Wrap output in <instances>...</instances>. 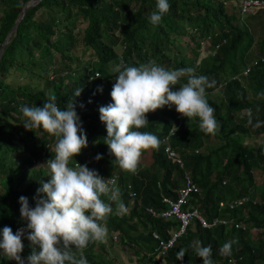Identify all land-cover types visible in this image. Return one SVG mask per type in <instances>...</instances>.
<instances>
[{
  "label": "trees",
  "instance_id": "obj_1",
  "mask_svg": "<svg viewBox=\"0 0 264 264\" xmlns=\"http://www.w3.org/2000/svg\"><path fill=\"white\" fill-rule=\"evenodd\" d=\"M26 1L0 0V44ZM168 2L170 9L158 26L149 22L150 14L157 11L156 0H40L26 8L0 57V231L7 226L15 234L26 227L19 212L21 196L28 199L30 208L35 207L36 199L44 196L43 193L37 196V189L50 177L41 163L54 156L55 140L42 130H26L19 108L25 104L41 107L46 102V93L51 91L61 109L68 100H73L86 133L87 147L73 160L99 175L118 177L117 184L128 211L123 216L110 215L107 229L117 234L119 245L133 252L132 259H126L123 264H144L157 246L158 240L151 233L166 239L167 231L177 229L174 218L152 216L147 209L157 213L166 208L161 197H175L174 190L181 184L183 171L196 186L185 207L196 208L206 220L222 217L229 223L201 228L195 221L191 222L163 256L165 263L203 264L191 247L200 242L202 246H212L214 264H228L229 257L221 256L219 248L233 241L230 257H235L237 264H264V207L258 202L264 198V186L256 200L251 195L254 170L260 171L264 183V145H249L246 139H240L241 135L248 138L251 132L264 133V98H257L258 93L264 92V62L254 65L247 75L236 73L237 52L240 51L238 63L243 66L246 62L238 44L243 36H247L246 44H251L252 34L237 7L233 14L226 13L228 0ZM38 10L41 12L36 17ZM260 10L264 8L256 9L255 14ZM185 38L187 42L179 45ZM201 41L209 47L207 56L202 58L197 52L203 47ZM77 42L82 45L81 55L89 50L92 58L80 61L75 53ZM116 46L121 47L118 54ZM258 46L260 52L254 57L264 54V39ZM187 49L195 59L186 58L183 52ZM121 59L130 66L154 60L170 70L195 66L198 74L208 76L210 81L215 79L217 84L221 80L219 75H225L227 70L237 75L226 77L218 89L217 84L206 89L208 103L215 109L214 116L221 125L215 135L201 132L198 119L184 117L181 127L169 136L168 143L179 154L182 168L165 156L161 142L170 126L168 118L177 113L174 105L161 108L163 115L160 111L146 114L149 124L139 129L155 134L160 141L158 148L142 153L150 154L148 166L141 167L139 162L137 172L129 174L114 162L115 157L104 143L107 132L99 120V108L112 103L111 79L117 75L112 67ZM11 70L20 79L33 76L34 82L9 85L5 78ZM95 72L100 74L99 78L92 77ZM41 80L39 87L37 83ZM185 82L186 78H182L180 83ZM103 86L105 92L100 93L98 88ZM79 88L81 94L74 97ZM178 89L179 85L172 87L173 91ZM212 90L220 96L214 98L217 93H213L211 97ZM247 109H252L254 124L261 122L259 128L247 124ZM3 118L12 124L4 123ZM98 154L102 158L97 161ZM35 162L38 166H34ZM127 190L134 196L129 197ZM240 197L248 199L231 209L227 206L218 209L219 201ZM251 229L258 230L256 238L251 236ZM22 244L20 256L28 264L30 242L22 237ZM104 246L107 243H89L84 250L89 264H114L112 258L100 256ZM182 249L187 252L178 260L177 254ZM9 261L17 264L0 252V264ZM153 262L157 264L156 260Z\"/></svg>",
  "mask_w": 264,
  "mask_h": 264
},
{
  "label": "clouds",
  "instance_id": "obj_2",
  "mask_svg": "<svg viewBox=\"0 0 264 264\" xmlns=\"http://www.w3.org/2000/svg\"><path fill=\"white\" fill-rule=\"evenodd\" d=\"M230 1L238 9L236 1L228 0ZM260 7L264 8V4L253 8L251 15ZM156 8L157 11L149 16V22L153 26L161 23L170 4L168 0H156ZM112 71L117 74L111 79L114 83L110 92L112 103L99 108V120L106 126L104 143L123 172L135 174L142 153L159 147L160 141L155 134L139 130L149 124L146 114L150 112L174 105L176 112L183 118L198 119L199 130L206 135H215L221 128L206 93V89L214 88L217 82L198 74L197 67L170 70L154 60L130 66L121 59L112 67ZM235 76L237 75L232 77ZM92 77L99 78L100 74H93ZM182 78H186L183 84L180 83ZM224 79L217 84V89L225 83ZM176 85H179V89L173 91L172 87ZM81 91V88L77 89L74 97H78ZM46 97V102L41 107L25 104L19 111L26 130H42L55 140L54 156L44 164L50 179L37 189V196L41 193L44 196L39 199L34 197L35 207H29L26 197L19 198L20 218L26 222V227L13 234L12 229L5 226L0 231V252L7 259L17 261V264H24L20 256L24 237L30 242L32 249L27 257L28 264H89L84 250L89 243L103 242L106 239L110 231L107 229L110 215L115 213L123 216L128 208L122 200L118 177L111 176L105 180L95 170L73 160L88 143L73 100H68L61 109L54 92L49 91ZM257 98H264V92L258 93ZM173 118L168 120L170 125ZM247 124L253 128L261 126L259 121L253 123L252 109H247ZM101 158L98 154L95 160ZM72 161L75 163L70 165ZM129 192L131 191L127 190L128 195ZM110 236L114 240L118 237L115 232ZM232 244L233 241L225 242L219 248V254L230 257ZM191 247L203 264H214L211 245L202 246L200 242H196ZM186 252L187 249L180 250L178 260Z\"/></svg>",
  "mask_w": 264,
  "mask_h": 264
},
{
  "label": "built area",
  "instance_id": "obj_3",
  "mask_svg": "<svg viewBox=\"0 0 264 264\" xmlns=\"http://www.w3.org/2000/svg\"><path fill=\"white\" fill-rule=\"evenodd\" d=\"M238 4V9L240 14H247L252 11L253 8L262 6L264 4V0H235ZM264 62V54L254 57L253 59L249 60L247 63H244L241 69V74L246 75L249 73L251 68L254 65ZM95 75L97 73H94ZM183 122V117L177 113L173 120L171 121V125L168 129L167 134L161 139L163 144V152L166 157L172 160L176 165L182 168L183 163L180 157L178 156L177 152L171 147L168 143V138L170 135H173L175 129L181 127ZM196 152V151H195ZM117 177L115 174L110 176L100 175L103 179L107 180L110 177ZM181 184L176 187L174 190L175 197H167L162 196L161 200L164 202L166 208L162 209L159 212H154L151 209H147V211L152 216H159L164 219L174 218L177 223L178 227L174 231H167L168 237L166 239H159V236L152 232L151 235L153 238L157 239V246L154 248L153 253L150 255V259L145 261L144 264H152L153 261L156 260L157 264H166L163 256L166 254L167 250L170 249L177 238H179L185 229L191 224L192 221H195L201 228H211L218 224L226 225L229 223L228 219L222 217H212L210 220L204 219L196 210V208L188 209L185 207L188 197L196 190L195 184L191 181L190 176L186 171H183L181 180ZM130 196L134 194L129 192ZM247 197H240L234 200L229 201H219L218 202V209L223 207L233 208L240 205L243 201L247 200ZM253 202V201H252ZM258 202L264 207V198L258 200ZM235 227L238 224H234ZM149 256V255H147ZM240 257H238L239 259ZM228 264H237L235 257H229L227 259Z\"/></svg>",
  "mask_w": 264,
  "mask_h": 264
},
{
  "label": "rangeland",
  "instance_id": "obj_4",
  "mask_svg": "<svg viewBox=\"0 0 264 264\" xmlns=\"http://www.w3.org/2000/svg\"><path fill=\"white\" fill-rule=\"evenodd\" d=\"M234 4L235 3L233 1H230L227 4H225L226 13H228V14H230V13L233 14L234 13L235 7H236ZM40 12L41 11L38 10L35 13V16L37 17L38 13H40ZM240 16L242 17V20L246 23L247 29L252 34L251 35V37H252L251 44H249V45L246 44L247 36H243L241 42L238 44V46H239L238 48L241 49L242 56H244V62L246 61L245 63H247L248 62L247 60H251L252 57L256 56L260 52L258 45H259L260 41L262 39H264V10H260L254 15H251V13H249V14L240 15ZM182 42H187V39L185 38L184 41H180L179 45H182L183 44ZM202 44H203V41L200 42V45H202ZM114 49H115V52L117 54L121 51V47L120 46H116ZM81 50H82V45L80 44V42H77V49L75 50V53L79 57L80 61H85V60H87L89 58H92L90 56V51L89 50H85L84 56L81 55ZM208 50H209V47H208L207 44H205L203 47H199V50H197V52L198 51L200 52L199 57L202 58V57H205V55L207 56ZM183 53L186 55V58L189 59V60L196 58L195 56H193L192 51L189 50V49L185 50ZM238 54L240 55V51H239V53L237 52V54H236L237 59L235 58L237 60V62L235 63L236 66H237L236 67V73L240 72L241 66H242V63L241 64L238 63ZM71 66H73V64H71ZM13 72H14V70H11L9 72V74L5 78V81L9 85H11L13 87L16 85L17 82H21L22 84H29L30 82H34V77L33 76H26V77L20 79V76L16 77L17 73L16 72L13 73ZM234 73L235 72H231V71L227 70L226 74L225 75L220 74L219 78L221 80H223L226 77L232 76ZM50 74H52V76H53V73H50ZM41 83H42V80L39 81L37 83V85L39 87H41ZM244 84H245L246 87L249 88V84H247L245 82H244ZM93 85L94 84H92V86ZM105 88H106V86L98 88V89H102V91H99V90L98 91L100 93H104L105 92ZM218 91H221V90H218ZM213 93H217V95H215L214 98H217L218 96H220L219 92L213 91V92L210 93L211 97H213ZM248 93L250 94L249 91H248ZM158 111H160V114L163 115V111H162L161 108L157 109L156 111H154V113L157 114ZM2 120H3L4 123H6L8 125L12 124V121L7 119V118H3ZM168 120H170V118H168ZM240 139L242 141L246 139L245 141L248 142L249 145H253L255 143L264 145V133L259 134V135H255L253 132H251L250 136L248 138H245L244 136L241 135ZM212 140L214 142L213 138H212ZM139 162L141 163V167L148 166L151 163L150 154L149 153L142 154L141 157H140V161ZM45 163L46 162H42L41 163V167L46 171L45 173H46V176H47L48 169H47V166L44 165ZM34 166H38V164L35 162ZM259 172L260 171L256 172V170H254L253 171L254 174H252L253 175V181H254V188H253V190L251 192V195H252V198L255 199V200L257 199L259 192L261 191V189L264 186V183L262 181L263 180L262 176L260 175ZM250 232H251V236L256 238L258 230L251 229ZM111 233H114V232L108 231L107 237L103 241L104 244L107 243V246L103 247L104 251H101V255L100 256L101 257H107L109 259L112 258L110 260H112L114 264H123L126 261V259H130V258L132 259V257H131V256H133L132 250H130L127 246L119 245L118 241H117L118 237L115 240L112 239L111 236H110ZM109 238H111V240L108 241ZM99 252H100V249H99ZM148 254L149 253H147V255ZM128 255L130 257H128ZM109 259H107V261L110 262ZM9 264H12V261H9Z\"/></svg>",
  "mask_w": 264,
  "mask_h": 264
},
{
  "label": "water",
  "instance_id": "obj_5",
  "mask_svg": "<svg viewBox=\"0 0 264 264\" xmlns=\"http://www.w3.org/2000/svg\"><path fill=\"white\" fill-rule=\"evenodd\" d=\"M39 1H40V0H28V1H26V2L23 4V6H22V8H21V10H20L19 16H18L17 19L15 20L14 24L12 25V27L7 31V33H6V35H5L4 39H3V41H2L1 44H0V57H1V55H2V52H3V49H4L5 45H6V43L8 42V39H9L10 35L13 34V32H14L15 29H16V26H17L18 21H19V20L22 18V16L24 15V12H25L26 8L29 7V6H31V5L36 4V3L39 2Z\"/></svg>",
  "mask_w": 264,
  "mask_h": 264
}]
</instances>
